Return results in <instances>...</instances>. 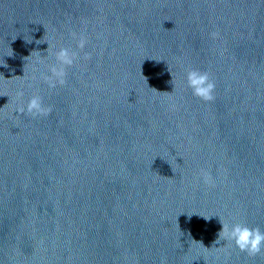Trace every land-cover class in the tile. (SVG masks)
I'll list each match as a JSON object with an SVG mask.
<instances>
[{
    "label": "water",
    "instance_id": "obj_1",
    "mask_svg": "<svg viewBox=\"0 0 264 264\" xmlns=\"http://www.w3.org/2000/svg\"><path fill=\"white\" fill-rule=\"evenodd\" d=\"M3 63L0 264H264L214 244L219 218L264 231V0H0Z\"/></svg>",
    "mask_w": 264,
    "mask_h": 264
},
{
    "label": "clouds",
    "instance_id": "obj_2",
    "mask_svg": "<svg viewBox=\"0 0 264 264\" xmlns=\"http://www.w3.org/2000/svg\"><path fill=\"white\" fill-rule=\"evenodd\" d=\"M211 35L213 38H216L218 36V33H212ZM40 41L41 40H38L37 43L39 44ZM86 44V38L81 36L78 39L77 47L83 50ZM49 48L50 45L48 49ZM54 57L56 62L55 64L49 66L50 75L42 76V79L48 84L50 88H55L58 84L64 85L66 83V69L73 66L78 61L79 54L78 52L73 51L69 48L61 47L54 53ZM84 58L88 59L89 56L86 54ZM0 65H4L5 67L7 66L4 63ZM0 76L3 75L0 74ZM186 81L187 87L191 89L193 96L205 102H211L215 99L214 92L216 83L212 79L209 72L189 68L186 71ZM23 95V91L17 92L18 97H23ZM51 111V106L46 107L43 103V98L39 95H33L28 100L26 105L21 104L17 108L18 113L26 114L33 118L45 117L49 115ZM200 176L203 179L204 183L209 185L213 183L211 173L206 171L205 169L200 170ZM204 218L206 220L209 219L206 217ZM219 223L222 225V227L217 234L218 238L214 242V244L218 243L219 241L230 242L239 251L246 253L250 257H254L264 251V231H262L259 227H249L244 223H235L229 226V224L224 222L221 218H219ZM200 243L202 244V242Z\"/></svg>",
    "mask_w": 264,
    "mask_h": 264
}]
</instances>
